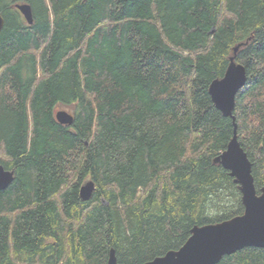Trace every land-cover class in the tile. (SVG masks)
<instances>
[{
    "label": "trees",
    "instance_id": "1",
    "mask_svg": "<svg viewBox=\"0 0 264 264\" xmlns=\"http://www.w3.org/2000/svg\"><path fill=\"white\" fill-rule=\"evenodd\" d=\"M0 13V164L13 171L0 264H107L110 250L141 264L241 214L213 161L234 123L264 187V0H0ZM233 55L247 74L234 122L208 92ZM216 264H264V248Z\"/></svg>",
    "mask_w": 264,
    "mask_h": 264
},
{
    "label": "water",
    "instance_id": "2",
    "mask_svg": "<svg viewBox=\"0 0 264 264\" xmlns=\"http://www.w3.org/2000/svg\"><path fill=\"white\" fill-rule=\"evenodd\" d=\"M28 24L32 23L30 5H15ZM4 18L0 13V31ZM238 47L234 48V54ZM247 74L245 67L230 57L229 64L221 78L214 79L208 88L215 107L223 115L235 121L233 108L237 92L245 85ZM60 124L69 125L73 115L64 109L54 114ZM213 161L226 169L238 185L241 194L243 212L223 221L195 225L190 236L177 249L169 250L161 256L141 264H216L227 254L234 253L244 247L264 248V187L256 190L251 173V162L241 147L236 136V124L226 148ZM13 179V171L0 164V189H4ZM95 189L92 180L84 181L79 187V197L88 200ZM107 264H118L114 251L110 250Z\"/></svg>",
    "mask_w": 264,
    "mask_h": 264
},
{
    "label": "rangeland",
    "instance_id": "3",
    "mask_svg": "<svg viewBox=\"0 0 264 264\" xmlns=\"http://www.w3.org/2000/svg\"><path fill=\"white\" fill-rule=\"evenodd\" d=\"M64 110L66 109L65 107H62ZM62 108H59V109H62ZM67 110V109H66ZM69 112V110H67ZM70 113V112H69ZM239 191V190H238Z\"/></svg>",
    "mask_w": 264,
    "mask_h": 264
}]
</instances>
